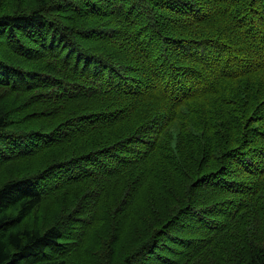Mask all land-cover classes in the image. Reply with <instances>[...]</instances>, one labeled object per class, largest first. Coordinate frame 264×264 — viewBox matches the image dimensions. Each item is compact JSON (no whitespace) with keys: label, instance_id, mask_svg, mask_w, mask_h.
Wrapping results in <instances>:
<instances>
[{"label":"trees","instance_id":"trees-1","mask_svg":"<svg viewBox=\"0 0 264 264\" xmlns=\"http://www.w3.org/2000/svg\"><path fill=\"white\" fill-rule=\"evenodd\" d=\"M0 264H264V0H0Z\"/></svg>","mask_w":264,"mask_h":264},{"label":"bare ground","instance_id":"bare-ground-1","mask_svg":"<svg viewBox=\"0 0 264 264\" xmlns=\"http://www.w3.org/2000/svg\"><path fill=\"white\" fill-rule=\"evenodd\" d=\"M205 12H206V11H205ZM199 13H201V12H199ZM203 14H204V13H203ZM204 15H205V14H204ZM199 17H200V16H199ZM199 17H198V18H199ZM206 17H207V16H206Z\"/></svg>","mask_w":264,"mask_h":264}]
</instances>
